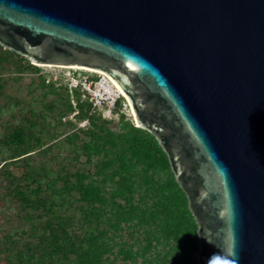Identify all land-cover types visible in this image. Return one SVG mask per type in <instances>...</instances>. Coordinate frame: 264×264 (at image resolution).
<instances>
[{
  "label": "water",
  "instance_id": "obj_1",
  "mask_svg": "<svg viewBox=\"0 0 264 264\" xmlns=\"http://www.w3.org/2000/svg\"><path fill=\"white\" fill-rule=\"evenodd\" d=\"M0 44L112 78L167 153L199 264H264V0H0Z\"/></svg>",
  "mask_w": 264,
  "mask_h": 264
},
{
  "label": "trees",
  "instance_id": "obj_2",
  "mask_svg": "<svg viewBox=\"0 0 264 264\" xmlns=\"http://www.w3.org/2000/svg\"><path fill=\"white\" fill-rule=\"evenodd\" d=\"M10 68L42 71L0 44V118L7 103L15 107L1 122L0 264H199V226L157 137L123 112L122 130H113V120L94 111L80 88L71 91L69 82L41 77L42 87L56 95L46 107L58 109L60 123L75 111L90 122L81 144L75 142L78 133L65 140L88 162L97 159L94 171L72 170L59 162L60 154L35 161L36 153L52 151L43 141L51 122L32 104L8 100L1 71Z\"/></svg>",
  "mask_w": 264,
  "mask_h": 264
},
{
  "label": "rangeland",
  "instance_id": "obj_3",
  "mask_svg": "<svg viewBox=\"0 0 264 264\" xmlns=\"http://www.w3.org/2000/svg\"><path fill=\"white\" fill-rule=\"evenodd\" d=\"M39 66H42L41 72H34L31 70H27L23 73H18L15 69H3L1 72V76L5 79L6 82V92L9 95V101L11 99L13 100H23L24 102H27L28 104H32V107L35 109L43 110L46 114H48V122L50 123L49 130L50 134H45L43 141L45 142V146H51L52 144V151L47 156L45 154L36 153L34 156V160L38 161L41 159H53V155L60 154L61 159H59V162H64L65 165L69 166L72 170H75L76 168H85V169H91L95 170V163L97 157L94 158V162H88L87 156L81 151L76 152L73 148V143L67 142L66 136L72 134V133H78L79 137L75 139V142L77 144H81L83 140H85L87 137L82 132L83 129H87L90 126V122L88 119H80L79 117L75 116L77 111L74 113L68 114L65 117L62 118V123L59 122V119L57 117L58 109H55V113H52L49 108H47V104L50 100L56 99V95L54 93H50L47 88L42 87L41 85V77L46 78L48 81L55 80L58 84L59 83H67L69 82L70 78L75 75L79 78H86L94 75H98V73L95 70L88 69L84 70L81 68H84L82 66H54V65H43L38 64ZM75 72V73H74ZM102 74V73H101ZM112 80V79H111ZM114 83V82H113ZM113 87V85H111ZM116 86V85H115ZM118 89V88H117ZM116 88H113L112 90L115 91V93H118ZM111 90V89H110ZM119 90V89H118ZM125 100L123 99V105L121 106V112L125 113L129 119H134L133 110L130 106V103L128 102V99L126 96L123 95ZM82 98H88L87 96H82ZM122 98V97H120ZM71 102L73 105L77 103L76 96H71ZM62 105V103H61ZM15 108L14 103H7L6 108L4 109V112L1 115L0 118V136L3 133V126L2 121L3 120H9L10 118V112L11 110ZM94 111L97 113H101L104 117L105 111L103 107L96 108ZM59 115V114H58ZM120 114L113 115L112 118H109L108 116L105 117L107 119L113 120L110 124L111 128L116 131L122 130V121L119 119ZM136 123V122H135ZM63 141V143H62ZM60 142L58 145H54ZM56 152V153H55ZM63 156L65 159H63ZM53 166L58 167L59 162H55L56 160H53ZM96 176V175H95ZM107 188L111 187V183L106 184ZM77 202L75 203V205ZM3 216V214L0 212V218ZM125 233V232H124ZM129 240V236L125 234L123 237V240ZM132 242V240H131ZM120 261L117 260L116 264H118Z\"/></svg>",
  "mask_w": 264,
  "mask_h": 264
},
{
  "label": "built area",
  "instance_id": "obj_4",
  "mask_svg": "<svg viewBox=\"0 0 264 264\" xmlns=\"http://www.w3.org/2000/svg\"><path fill=\"white\" fill-rule=\"evenodd\" d=\"M113 85V87L111 86ZM70 90L80 88L84 92V96L93 103L94 108L103 107L105 117L112 118L113 115L121 113V109L116 111L117 100L123 94L117 89L111 78L104 74L98 73V78H79L73 75L69 80ZM113 88H116L118 93H115ZM111 89V90H110ZM104 115V114H103Z\"/></svg>",
  "mask_w": 264,
  "mask_h": 264
},
{
  "label": "bare ground",
  "instance_id": "obj_5",
  "mask_svg": "<svg viewBox=\"0 0 264 264\" xmlns=\"http://www.w3.org/2000/svg\"><path fill=\"white\" fill-rule=\"evenodd\" d=\"M81 69H84V70H87L86 68H81ZM89 69V68H88ZM93 70V69H92ZM96 71V70H95ZM96 72H98V71H96ZM102 73V72H101ZM112 79V78H111ZM112 81L114 82V84L116 85V87L119 89V91L124 95V96H126L125 95V93L122 91V89L119 87V85L112 79ZM127 97V96H126ZM133 114H134V111H133Z\"/></svg>",
  "mask_w": 264,
  "mask_h": 264
}]
</instances>
